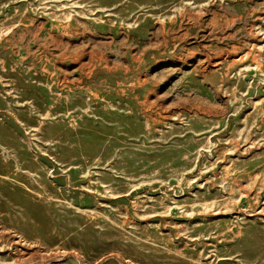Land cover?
I'll use <instances>...</instances> for the list:
<instances>
[{
    "label": "rangeland",
    "instance_id": "rangeland-1",
    "mask_svg": "<svg viewBox=\"0 0 264 264\" xmlns=\"http://www.w3.org/2000/svg\"><path fill=\"white\" fill-rule=\"evenodd\" d=\"M0 264H264V0H0Z\"/></svg>",
    "mask_w": 264,
    "mask_h": 264
}]
</instances>
